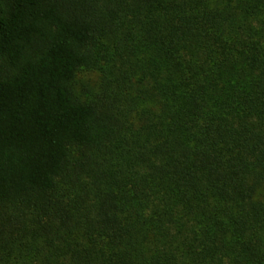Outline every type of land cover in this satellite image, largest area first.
I'll use <instances>...</instances> for the list:
<instances>
[{"label": "trees", "instance_id": "1", "mask_svg": "<svg viewBox=\"0 0 264 264\" xmlns=\"http://www.w3.org/2000/svg\"><path fill=\"white\" fill-rule=\"evenodd\" d=\"M0 264H264V0H0Z\"/></svg>", "mask_w": 264, "mask_h": 264}, {"label": "rangeland", "instance_id": "2", "mask_svg": "<svg viewBox=\"0 0 264 264\" xmlns=\"http://www.w3.org/2000/svg\"><path fill=\"white\" fill-rule=\"evenodd\" d=\"M98 78H99V76L96 73H92V72L91 73H86V72H84L82 74L83 81H89V79H90L89 82H90L91 85L96 83L98 81Z\"/></svg>", "mask_w": 264, "mask_h": 264}]
</instances>
